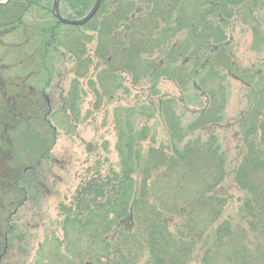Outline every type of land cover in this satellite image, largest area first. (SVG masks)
<instances>
[{
  "label": "trees",
  "instance_id": "16d2710c",
  "mask_svg": "<svg viewBox=\"0 0 264 264\" xmlns=\"http://www.w3.org/2000/svg\"><path fill=\"white\" fill-rule=\"evenodd\" d=\"M94 2L61 5L79 18ZM52 4L12 0L1 6L0 28L8 31L0 39L17 32V47L35 44L27 56L33 58L28 68L37 70L30 79L37 83L40 75L51 79L58 49L73 59L63 110H78L84 96L80 80L99 62L90 82L96 108L124 88L126 75L134 86L148 81L155 94L161 80L174 82L188 97L183 105L194 112L185 122L175 99L162 100L158 110L167 142L159 145L148 129L137 131L129 118L117 116L119 170L104 171L96 163L86 172L70 203L59 207L61 236L48 235L33 264H264V71H239L229 55L236 22L254 31L253 45L264 51V0H103L83 27L60 23ZM223 72L248 88L249 110L239 120L243 156L233 176L242 194L237 223L224 217L228 199L218 191L227 179V154L216 134H200L222 121L229 97ZM24 82L21 90L11 84L15 97L23 98L15 100L0 74V126L6 134L28 130L31 137L32 123H46L53 111L47 89L30 87L26 93ZM148 140L153 146L142 145ZM4 144L15 153L16 140Z\"/></svg>",
  "mask_w": 264,
  "mask_h": 264
},
{
  "label": "rangeland",
  "instance_id": "374dc122",
  "mask_svg": "<svg viewBox=\"0 0 264 264\" xmlns=\"http://www.w3.org/2000/svg\"><path fill=\"white\" fill-rule=\"evenodd\" d=\"M53 6L54 0L52 9ZM91 6L90 3L89 7ZM59 11L68 19H80L85 16L78 18L70 15V11L61 5V0ZM1 18L3 20L5 17ZM28 22L41 25L46 21ZM3 31L8 30L0 28V32ZM231 33L229 55L235 67L239 71H264V51L255 49L254 31L236 22ZM86 34L93 35L92 32ZM3 36L0 39V74L5 78L8 92L16 98L15 100L23 99H17L18 96L15 95L18 91L14 86L11 87V84L20 85L23 81L26 93L30 87L36 92H40L42 88L47 89L53 111L45 118L49 125L42 121L32 123L30 133L34 135L31 137L27 133L28 130L20 128L6 134L0 126V141L16 140L15 153H9V147L3 141L2 144L0 142V146L8 151H0V219L3 220L0 222V264H33L39 245L45 238L51 234L61 236L59 207L70 203L86 172L94 168L96 163H99V167L104 171L109 168L119 170V158L115 150L117 116L122 120L129 118L137 131L148 129L149 138L156 137L159 145L167 142L165 123L158 110L160 102L175 99L177 111L185 122L190 121L194 109L183 105L187 104L188 97L174 82L161 80L155 94L148 81L134 86L126 75L122 76L124 88L113 98L103 99L99 108H96V96L90 82L95 81V66L100 64L94 62L86 77L80 80L84 96L78 110L74 111L75 118L74 114L63 110L64 99L74 79L73 59L64 49H58L59 53L57 51V55L52 57L51 79L40 75L42 80L37 83L30 79V74L37 70L28 68L31 63L28 59L33 58L27 56V52H30L35 44H32V47H17L21 43V36L17 32ZM94 44L95 41L87 46L90 56H93ZM3 68L6 71H3ZM222 75L225 76L229 94L222 121L215 129H208L200 134L204 138L211 133L216 134L221 149L227 154V179L218 191L228 199L224 217L237 223L242 194L237 189L233 176L243 156L239 120L249 110L246 97L248 88L230 72H223ZM45 82L49 86H45ZM21 89L20 85L18 90ZM42 103L45 106L44 100ZM184 108H189V113L185 112ZM118 111H121V116ZM32 140L45 143L38 146L31 142ZM149 140L142 145L153 146ZM14 154L16 159H10ZM18 181L20 184L16 186Z\"/></svg>",
  "mask_w": 264,
  "mask_h": 264
},
{
  "label": "water",
  "instance_id": "95a60500",
  "mask_svg": "<svg viewBox=\"0 0 264 264\" xmlns=\"http://www.w3.org/2000/svg\"><path fill=\"white\" fill-rule=\"evenodd\" d=\"M12 0H6V1H0V7L5 6L8 3H10ZM103 0H95L92 8L90 11L82 18L80 19H68L64 18L59 11V3L60 0H54V6H53V12L57 20L67 26H72V27H83L86 26L98 13L101 4Z\"/></svg>",
  "mask_w": 264,
  "mask_h": 264
},
{
  "label": "flooded vegetation",
  "instance_id": "af4514ba",
  "mask_svg": "<svg viewBox=\"0 0 264 264\" xmlns=\"http://www.w3.org/2000/svg\"><path fill=\"white\" fill-rule=\"evenodd\" d=\"M1 192H2V190H1ZM13 203V202H12Z\"/></svg>",
  "mask_w": 264,
  "mask_h": 264
}]
</instances>
